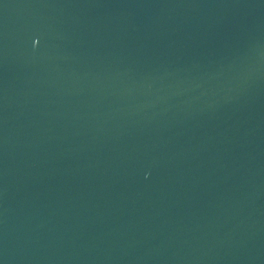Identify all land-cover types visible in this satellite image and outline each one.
I'll list each match as a JSON object with an SVG mask.
<instances>
[{
    "label": "water",
    "instance_id": "95a60500",
    "mask_svg": "<svg viewBox=\"0 0 264 264\" xmlns=\"http://www.w3.org/2000/svg\"><path fill=\"white\" fill-rule=\"evenodd\" d=\"M0 264H264V0H0Z\"/></svg>",
    "mask_w": 264,
    "mask_h": 264
}]
</instances>
